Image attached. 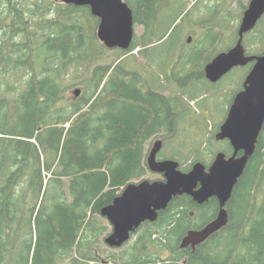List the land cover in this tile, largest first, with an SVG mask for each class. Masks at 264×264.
Returning a JSON list of instances; mask_svg holds the SVG:
<instances>
[{
  "label": "trees",
  "instance_id": "obj_1",
  "mask_svg": "<svg viewBox=\"0 0 264 264\" xmlns=\"http://www.w3.org/2000/svg\"><path fill=\"white\" fill-rule=\"evenodd\" d=\"M131 2L135 25H143L145 32L140 39L135 34L130 50H114L118 59L111 64L101 63L109 50L97 37L99 19L90 8L59 6L47 17L45 7L37 5L30 12L38 13L41 22L31 31L26 11L8 4L12 23L0 42V84L7 92L0 95V264H264V127L235 185L228 224L221 231L195 250L181 249L187 232L207 225L219 208L215 198L199 206L183 195L155 223L140 227L144 232L131 254L119 263L109 254L99 258L107 232L101 210L147 175L149 142L177 134L191 111L184 95L189 91L190 99L198 97L196 85L208 83L204 67L224 40L222 32H209L202 37L209 46L190 47L179 42L178 34L162 56L173 60L177 55L174 66L186 74L176 79L171 73L168 80L185 93L166 97L155 89L171 58L156 60L162 75L149 82L141 71L129 69L136 57L129 60L128 55L144 46L139 52L145 65L153 62L151 51L166 42L176 22L157 35L168 1ZM4 21L0 14V24ZM83 70L91 76L80 97L67 103L64 82ZM226 144L222 152L230 156L233 149Z\"/></svg>",
  "mask_w": 264,
  "mask_h": 264
},
{
  "label": "water",
  "instance_id": "obj_2",
  "mask_svg": "<svg viewBox=\"0 0 264 264\" xmlns=\"http://www.w3.org/2000/svg\"><path fill=\"white\" fill-rule=\"evenodd\" d=\"M62 2L76 8H90L91 14L99 19L97 37L107 49L130 50L136 34L135 21L133 10L125 0ZM263 16L264 0H251L238 29L235 46L215 56L204 67L206 79L216 84L235 68L254 63L216 134V140L230 143L233 154L227 156L219 152L208 169L205 164L197 162L190 171L183 172L178 161L158 160L163 142L156 141L149 152L147 165L150 172L163 179L130 183L100 212L112 227V232L104 239L109 248H122L144 223H155L159 213L165 211L173 199L183 195L201 206L215 198L219 202V211L216 219L203 228L189 230L181 240V249L191 247L195 250L228 224L226 207L256 150L264 127V55L249 56L243 45L245 35L255 29ZM191 41L189 38L188 43ZM80 95L81 89L78 88L74 96L78 98Z\"/></svg>",
  "mask_w": 264,
  "mask_h": 264
},
{
  "label": "rangeland",
  "instance_id": "obj_3",
  "mask_svg": "<svg viewBox=\"0 0 264 264\" xmlns=\"http://www.w3.org/2000/svg\"><path fill=\"white\" fill-rule=\"evenodd\" d=\"M11 1L20 4V7L26 11L24 17L29 23L31 31H33L36 28V25L41 22V17L38 13H31L30 10L36 9L37 5L44 6L49 13H47V17H53L59 6H65L62 0H0V14L2 18H5V21L0 24V42L7 36L4 29L8 30V24L12 23V17L7 14L8 4ZM125 1L129 4V0ZM167 1L169 6L162 11V16L157 26V35H161L163 33L166 34L171 28L169 25L173 21L176 23L168 32L166 42L155 47L151 51V56L154 58L152 61L154 63L158 59H161L163 63L169 61L170 58L172 60L171 56H162V54H164V51L168 46H171L176 37H178V34L180 35L179 42H182L183 44H187L189 40L188 38L191 37L192 41L188 44V46L193 47L201 42L205 46H209L210 44L205 42V39L202 37L206 36L209 32L212 35L222 32L224 40H222L217 46L215 44L217 48L215 52H213V55L217 56L218 54L227 51L229 47L231 49L235 45L234 41L236 39L244 12L247 10L249 3L251 2V0H166V3ZM134 2L135 0H132L131 3ZM217 14L220 16L213 19L214 15ZM209 18H211L210 25L212 27L208 23H204L205 21L208 22ZM81 20L85 21L84 19ZM262 20L263 24H258L252 32L245 35L246 37L244 38L243 45L246 49V53L249 55H264V17ZM200 22H203V24ZM144 32L145 27L143 25H135V33L138 39L141 38ZM20 39L21 37H18L16 41H19ZM37 44H39V42H37L36 45ZM143 47L144 46L139 47L135 52L128 55L129 60H133V58L136 57L135 64L130 65L129 69L141 71L144 73L145 78L151 82L153 79L161 76L162 72L158 68L157 62L154 64L153 62L149 63L148 61L145 65V58L142 53L139 52V50ZM116 51L109 50L106 53V58L104 59L105 62L101 63L111 64L116 61L118 59ZM164 57L168 59L165 60ZM173 57V60L170 61L163 73L164 79L162 81L158 80V85L155 89L157 92L166 97H170L174 93L177 94L178 92V94L185 93V89H181L175 81L168 80L171 73L177 74L176 79L182 78L186 74H180L181 70L179 67L176 68L174 66V61H176L178 57L177 55H174ZM163 63L162 65L164 66ZM250 68L251 65L250 67L235 68L216 84L209 83L206 77H204V81L208 83L201 85L199 83L196 85V90H199L200 88V94L195 100L192 98L190 99L191 96L189 91L184 95L187 105L190 107L191 111H189L188 115L185 117L186 119L181 122L177 134L173 137H154L147 145V151L149 150L148 153L154 143L162 139L164 141V145L158 155L159 160L178 161L180 163L181 170L182 168L191 169L197 162H201L206 166L211 164L217 153L228 149L226 144L228 141L216 140V134L218 133L220 126L225 121L234 97L242 90L243 83L248 75V72L252 69ZM74 73L76 74L68 75L64 82V98L67 103L78 99L74 96V91L78 88L83 90L87 84V80L91 76V72L87 70L80 72L75 71ZM2 76L3 73L0 71V79ZM82 82H84V85H81ZM192 83L196 84L195 82H191V85H193ZM204 85V89L201 88ZM22 90L23 88L20 89V91ZM6 94V89L1 87L0 84V95L4 96ZM142 179L155 181L162 180L163 178L161 175L148 171L147 175ZM134 182L137 183L140 181L138 180ZM192 212L193 211L191 210L190 214ZM102 224L107 226V232L104 234L103 243L98 249L100 252L98 256L103 260L107 259L108 254L109 256H115L116 259L114 260L118 263L126 254H131L137 240L144 232V229L141 231L139 230L134 236H132L130 242H128L125 246L120 249H113L109 248L104 242L105 237L112 232V227L105 218L102 219ZM154 251L155 250L151 253ZM162 256L164 258H168L169 253L164 252ZM114 260L110 261L113 262Z\"/></svg>",
  "mask_w": 264,
  "mask_h": 264
},
{
  "label": "flooded vegetation",
  "instance_id": "obj_4",
  "mask_svg": "<svg viewBox=\"0 0 264 264\" xmlns=\"http://www.w3.org/2000/svg\"><path fill=\"white\" fill-rule=\"evenodd\" d=\"M263 17H264V16H263ZM257 25H258V24H257ZM255 28H256V27H255ZM251 32H252V31H251ZM249 33H250V32H249ZM190 38H191V37H190ZM246 54H247V53H246ZM247 55H249V54H247ZM249 56H251V55H249ZM250 65H251V68H252L253 65H254V63H251V64H249L248 66L250 67ZM251 68H250V69H251ZM225 119H226V118H225ZM161 140H162V139H161ZM162 142H163V145H164V141H163V140H162ZM162 148H163V147H162ZM151 149H152V148H151ZM151 149H150V151H151ZM148 155H149V154H148ZM158 160H159V159H158ZM159 161H163V160H159ZM212 163H213V162H211V164H212ZM211 164H209V165L206 166L207 169L210 167ZM190 170H191V169H190ZM192 201H193V200H192ZM194 203H195V202H194ZM196 204H197V203H196ZM197 205H198V204H197ZM199 206H201V205H199ZM227 206H228V205H227ZM226 208H227V210H228V207H226ZM192 211H193V212L191 213V217L194 218V216H195V210H192ZM218 211H219V208H218ZM228 212H229V211H228ZM217 214H218V213H217ZM228 214H229V213H228ZM215 216L217 217V215H215ZM214 219H216V218H214ZM214 219H213V220H214ZM202 228H203V227H202ZM200 229H201V228H200ZM139 230H140V229H139ZM139 230H137V232H138ZM192 230H196V229H192ZM137 232H136V233H137ZM136 233L132 234V236H134ZM132 236H131V238H132ZM130 240H131V239H130ZM129 242H130V241H129ZM126 244H127V243H126ZM126 244H125V245H126ZM125 245H124V246H125ZM119 249H120V248H119Z\"/></svg>",
  "mask_w": 264,
  "mask_h": 264
},
{
  "label": "bare ground",
  "instance_id": "obj_5",
  "mask_svg": "<svg viewBox=\"0 0 264 264\" xmlns=\"http://www.w3.org/2000/svg\"><path fill=\"white\" fill-rule=\"evenodd\" d=\"M210 223V222H209Z\"/></svg>",
  "mask_w": 264,
  "mask_h": 264
}]
</instances>
